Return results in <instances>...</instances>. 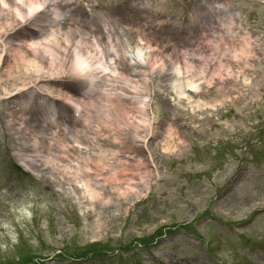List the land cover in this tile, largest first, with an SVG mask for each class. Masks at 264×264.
<instances>
[{"label":"rangeland","instance_id":"1","mask_svg":"<svg viewBox=\"0 0 264 264\" xmlns=\"http://www.w3.org/2000/svg\"><path fill=\"white\" fill-rule=\"evenodd\" d=\"M72 2L74 8L87 9L92 16L100 13L112 25V34L127 38L132 45L139 35L147 39L153 45L151 53L164 56L162 46L171 40L179 55L184 53L195 63L192 71L204 67L206 76L215 77L199 85L197 93L188 94L206 104L199 112H191L175 99L168 85L170 75L153 72L147 76L145 96L151 97L152 109L148 119L154 120L146 148L157 167L154 173L144 161L132 126L115 123L110 111L92 118L108 85H102L92 99L87 97L91 100L86 107L87 123L98 131L72 122L68 128L73 130L66 132L52 125L53 134L52 127L37 123L42 132L33 129L32 134L45 142L40 155L55 160L52 168L42 163L34 177L23 175L14 163L15 129L7 126L6 104L0 101V264H264V0ZM223 9L229 12L224 18ZM32 22L38 28L31 22L24 27L47 28L41 19ZM83 22L91 24L86 17ZM134 25L139 30L132 35ZM94 27L100 30L102 22ZM17 33L4 39L14 40ZM14 43L7 44L10 51L18 45ZM20 49L32 59L24 43ZM46 59L42 73H23L25 93L35 95L33 103H26L24 97L17 106L13 104V127L26 120L29 111L33 116L54 108L69 112L72 106L64 102L79 98L80 85L85 87L82 79L49 78L53 68ZM116 65L119 72L129 70L126 74L138 69L121 58ZM113 78L110 84L121 87L120 78ZM132 78L136 79L134 74ZM17 79L6 86L11 82L21 86ZM105 122L114 132L106 129ZM23 125L25 129L26 121ZM168 127L173 128L170 138H166ZM140 129V134L145 133ZM76 131L84 132L77 142L71 137ZM85 134L94 136L88 152L78 148L85 146ZM131 141L129 151L126 144ZM87 154L91 160L107 157L121 162L98 173L104 181L107 178L110 189L97 201L83 193L84 197L80 190L81 196L64 190L75 179L81 183L76 164L89 166ZM61 176L67 185L57 180ZM127 182L137 192L129 190ZM143 184L151 189L150 195L135 204L137 193L144 192L140 191ZM95 241L97 245H90Z\"/></svg>","mask_w":264,"mask_h":264},{"label":"bare ground","instance_id":"2","mask_svg":"<svg viewBox=\"0 0 264 264\" xmlns=\"http://www.w3.org/2000/svg\"><path fill=\"white\" fill-rule=\"evenodd\" d=\"M72 1L74 0H13L14 4L10 6L5 0H0L1 102L6 101L9 102L8 104L13 103L14 105H18V100L20 98L24 99L25 97L26 103H32L35 94L33 91H27L25 93L26 89L23 86H25L26 80L23 73L27 74V72L30 71L35 75L42 73V65L44 64L43 60L47 58L46 60L49 62L48 64L53 68V70H51V76H48L49 78L54 76H57V78L59 76H66L75 80L82 79L84 83L83 85L90 83L97 84V88L94 91V94L91 95V99L95 94H98L99 88L102 85H106L105 88H107L108 85L109 89H104L102 93L103 97L97 100L96 112L93 114V116H96L93 118H96L98 113L110 111V116L115 123L119 122V124H125V128L132 126V133L137 134L136 136L139 138L142 135L140 134V128L145 127V124L147 123V106H149L151 102V97H149V95L145 96L149 92L147 78L149 73L157 72L159 74L170 75L168 83L169 88L175 95V99L180 102L186 110L199 112L206 106L204 102L195 99L192 100V98L188 96L187 90H189V88L194 89V87L205 82L210 83L215 75H213L214 77L209 74L206 76V69H204V67H198V70H196L197 72L192 71L193 68H197L195 63H192L184 53L179 55L175 50L176 48H173L176 44L171 43V40L168 41L169 45H167V47L162 46L166 58H168L170 62L167 64L163 61L158 62L159 60L153 58L151 54L145 55L146 52H144V49L149 50L153 47L147 39L140 38L139 35L136 43L133 45L130 44L127 41V38L125 39L120 35L112 34V25L106 22L105 19H101V14L96 13L92 16L93 14L91 15L88 13L86 8L85 12L79 7L74 8V2ZM4 10L8 11V14H4ZM220 11L222 18L228 16L229 12L226 10L223 9ZM85 14H87V16ZM44 17H46V21L50 22L47 27L49 28L47 32H44L42 29H39V31L29 30V28L26 29V27H24L30 22V25L37 27L36 23H33L32 21L35 22L41 19V22L44 23V20L42 21V18ZM85 17L87 22H89V24L91 23L90 26L83 22ZM113 20L115 19L113 18ZM66 22H68V24L65 28ZM99 22H102V29L100 28V30H97L94 26L98 27ZM20 30H25V32L17 33ZM131 30L130 34H136L139 30V25H134ZM30 31L31 34L26 35V33ZM14 32L19 35L13 37L14 40L4 39L8 37L7 35L13 34ZM220 38L221 37H219V39ZM13 42H15L13 46L16 43L18 45L10 51L7 44L10 45ZM142 42H145L146 45L142 46ZM23 43L26 45L27 49L31 50L32 59L26 55V52H24L23 49H20V47L23 46ZM171 47L172 49H170ZM119 58H121L123 62L125 60V62H128L130 65L138 66V69L136 70L141 72L132 70L131 73L126 74L125 72L129 70L125 69H123V73L119 72L116 65ZM132 74L135 75L136 79L132 78ZM18 76L21 81V86H19V82L18 84L11 82L6 86V83L14 78L17 79ZM113 77H116L117 79L120 78L122 81V85H120L121 87L115 88L110 84L114 79ZM48 86L50 87V85ZM83 88L84 86L80 85L79 91ZM49 90L51 89L48 88L46 95L49 93ZM37 99L42 101L45 100L44 97H39V95H37ZM74 100L75 99H72L69 103H76ZM122 101L130 106L122 105ZM90 102L91 100L86 102L88 106L91 105L89 104ZM57 107L59 109V106ZM42 111H44V109H42ZM64 111L65 110L61 108L59 113ZM13 113L14 111H11L9 116H12ZM105 123L104 126L106 129L111 131L112 127L109 126L107 122ZM65 130L71 131L73 129L66 126ZM166 131V138H170L173 135V128L168 127ZM73 133L74 134H72L71 137L75 142L79 141V133L82 135L84 134V132L81 131ZM25 136L26 135L23 137ZM127 136L130 138L135 137L133 135ZM83 137L85 140V149L88 150V148L94 144V136L91 135L89 137L85 134ZM114 140L116 141V138H114ZM133 144L134 141L126 144L129 151H131L130 149H132ZM165 148L168 149L169 147L165 145ZM106 150L111 151L112 149L107 148ZM29 159L34 162L39 170V164L37 163L36 158L29 157ZM110 160L111 158L107 157H101L99 160L88 159L87 164L89 166H82L78 171L80 172L81 169H92L99 173L106 168L117 167L119 163H121L118 162L117 164V162L114 163V161ZM47 161L48 159L45 158L44 165L52 167L53 162L49 163ZM28 167L30 169L31 165L28 164ZM134 169H137L136 165L134 166ZM66 177L61 176L57 180L62 182L63 185H67ZM90 183L91 182L88 183L86 180L85 182L79 183V181L75 179L72 183V187L64 188V190L67 192L70 191L74 196H81V194L84 193L91 199V201L102 199L103 192L98 193L95 186L92 185L93 187H91ZM104 183H108L107 178ZM126 185L132 192H137L135 186L130 184V182H127ZM147 189V185L143 184V189L140 191L144 192H138L137 194H145ZM79 190L82 192L81 194L79 193ZM118 193L121 195V191H118ZM109 202L110 201L107 200L103 203L108 204Z\"/></svg>","mask_w":264,"mask_h":264}]
</instances>
